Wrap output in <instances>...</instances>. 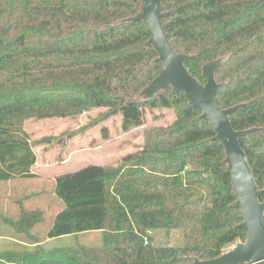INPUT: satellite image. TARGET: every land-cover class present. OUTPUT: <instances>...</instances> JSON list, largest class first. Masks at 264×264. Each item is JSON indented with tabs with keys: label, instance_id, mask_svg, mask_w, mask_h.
<instances>
[{
	"label": "trees",
	"instance_id": "obj_1",
	"mask_svg": "<svg viewBox=\"0 0 264 264\" xmlns=\"http://www.w3.org/2000/svg\"><path fill=\"white\" fill-rule=\"evenodd\" d=\"M143 8L144 0H0V184L38 177L27 120L101 110L66 134L72 139L117 115L125 132L143 126L148 110L176 116L146 130L143 147L118 166L90 164L56 177L62 204L47 238L99 231L101 246L47 250L35 239L34 251L0 252V262L188 264L246 240L225 147L202 111L172 88L142 96L164 67L144 23L129 21ZM162 25L174 49L192 56L186 67L202 85L203 67L222 61L215 100L240 106L233 128H263L240 140L264 202V0H162ZM45 218L23 209L9 223L29 237ZM150 231L171 239L156 243ZM173 239L179 243L168 245Z\"/></svg>",
	"mask_w": 264,
	"mask_h": 264
},
{
	"label": "rangeland",
	"instance_id": "obj_2",
	"mask_svg": "<svg viewBox=\"0 0 264 264\" xmlns=\"http://www.w3.org/2000/svg\"><path fill=\"white\" fill-rule=\"evenodd\" d=\"M100 111L94 110L75 119H30L25 122V131L35 144L37 163L34 172L38 177L0 184V234H3L0 236V252L34 251L39 243H30V241L35 239L41 241L39 245L47 250L77 244L87 247L102 245L103 236L99 231L65 236L45 243L48 241L46 235L51 220L62 204L53 193L56 177L90 164L118 166L125 156L143 147L146 130L168 127L174 123L176 116L173 110H148L146 123L143 126L125 132L122 129V117L117 115L84 134L67 139L68 132L88 124ZM23 209L41 210L46 217L44 223L32 229L29 237H24L9 223V221H18ZM153 236L155 242L160 244H167L171 239H167L164 233L159 235L153 233ZM175 241L179 243V240L173 239L168 245H177ZM233 245L225 249H230ZM0 264L12 263L4 261Z\"/></svg>",
	"mask_w": 264,
	"mask_h": 264
},
{
	"label": "water",
	"instance_id": "obj_3",
	"mask_svg": "<svg viewBox=\"0 0 264 264\" xmlns=\"http://www.w3.org/2000/svg\"><path fill=\"white\" fill-rule=\"evenodd\" d=\"M129 21L144 23L150 35L149 44L153 45L158 55L156 61L164 66L162 72L142 91V96L152 99L160 92L172 88L174 92L182 94L190 106L202 111L201 118L207 120L216 132L214 139L225 147V163L232 176L237 203L241 207L243 221L239 228L246 230V240L237 241L218 257L195 259L188 264H264V202L260 199L262 191L240 140L241 137L262 131L263 128L235 130L230 116L240 106L224 109L217 104L215 98L223 86L216 80V74L222 66L221 60L209 62L203 67V76L207 79L205 85L190 74L186 63L192 56L178 53L163 28L162 0H144L143 11Z\"/></svg>",
	"mask_w": 264,
	"mask_h": 264
},
{
	"label": "crops",
	"instance_id": "obj_4",
	"mask_svg": "<svg viewBox=\"0 0 264 264\" xmlns=\"http://www.w3.org/2000/svg\"><path fill=\"white\" fill-rule=\"evenodd\" d=\"M35 153H36V152H35ZM35 165H36V164H35ZM34 167H35V166H34ZM34 167L32 168V172H33V173H35V172H34V170H35ZM35 174H36V173H35ZM16 180H21V179H16ZM22 180H23V179H22ZM12 181H14V180H12ZM8 182H11V181H8ZM2 235H3V234H0V236H2ZM61 238H62V237H61ZM56 239H59V238H56ZM56 239H48V241H45V243H46V242H50V241H54V240H56ZM43 244H44V243H43Z\"/></svg>",
	"mask_w": 264,
	"mask_h": 264
},
{
	"label": "built area",
	"instance_id": "obj_5",
	"mask_svg": "<svg viewBox=\"0 0 264 264\" xmlns=\"http://www.w3.org/2000/svg\"><path fill=\"white\" fill-rule=\"evenodd\" d=\"M150 235H153V232L150 231ZM145 243L148 244L149 243V240L148 238L145 239Z\"/></svg>",
	"mask_w": 264,
	"mask_h": 264
}]
</instances>
